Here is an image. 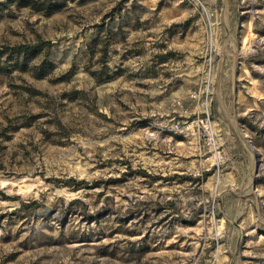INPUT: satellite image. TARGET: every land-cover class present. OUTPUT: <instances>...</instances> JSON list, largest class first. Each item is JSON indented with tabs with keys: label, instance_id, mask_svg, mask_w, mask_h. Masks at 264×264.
<instances>
[{
	"label": "rangeland",
	"instance_id": "obj_1",
	"mask_svg": "<svg viewBox=\"0 0 264 264\" xmlns=\"http://www.w3.org/2000/svg\"><path fill=\"white\" fill-rule=\"evenodd\" d=\"M201 1L0 0V264H264V0Z\"/></svg>",
	"mask_w": 264,
	"mask_h": 264
},
{
	"label": "trees",
	"instance_id": "obj_2",
	"mask_svg": "<svg viewBox=\"0 0 264 264\" xmlns=\"http://www.w3.org/2000/svg\"><path fill=\"white\" fill-rule=\"evenodd\" d=\"M41 44H47L48 48H51L53 46V42L51 40H45V41H42V42H36L34 44H31V45H20V46H17V48H19L15 55L16 57H22L23 58V61H27L29 57H34L36 56L40 50H41ZM20 69H23V67H20ZM0 72H2V70L0 69ZM44 75V73H40L38 75H36L37 77H42ZM95 186H99L98 183L92 185L91 187H95ZM0 194L2 195L3 198H8L4 192L0 191ZM76 201H80V199H75V200H72L70 202V205L74 204V202ZM39 206H42L39 201L37 200H32V201H24V200H21V204L20 206L16 209V211H21L23 209H29V208H36V207H39ZM42 207H46L45 205H43ZM89 221L93 220V217H90L88 219Z\"/></svg>",
	"mask_w": 264,
	"mask_h": 264
},
{
	"label": "bare ground",
	"instance_id": "obj_3",
	"mask_svg": "<svg viewBox=\"0 0 264 264\" xmlns=\"http://www.w3.org/2000/svg\"><path fill=\"white\" fill-rule=\"evenodd\" d=\"M14 186L17 189V192L21 193V195L23 197L38 195L39 190H40V188H38L37 185L26 186L25 184H21V183L20 184H14V182L7 189L14 188Z\"/></svg>",
	"mask_w": 264,
	"mask_h": 264
},
{
	"label": "built area",
	"instance_id": "obj_4",
	"mask_svg": "<svg viewBox=\"0 0 264 264\" xmlns=\"http://www.w3.org/2000/svg\"><path fill=\"white\" fill-rule=\"evenodd\" d=\"M195 3H197L203 10H208L207 6L203 3L201 0H191Z\"/></svg>",
	"mask_w": 264,
	"mask_h": 264
}]
</instances>
